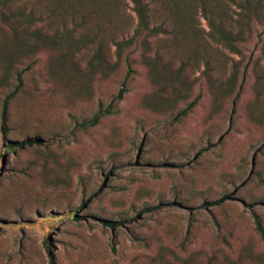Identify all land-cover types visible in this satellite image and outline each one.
<instances>
[{"label":"rangeland","instance_id":"rangeland-1","mask_svg":"<svg viewBox=\"0 0 264 264\" xmlns=\"http://www.w3.org/2000/svg\"><path fill=\"white\" fill-rule=\"evenodd\" d=\"M121 1L130 38L137 18L132 0ZM108 48L116 68L77 92L52 82L49 53L20 67L24 89L5 114L16 82L0 89V264H264V27L242 55L214 45L220 71L187 70L188 90L159 110L145 49L119 61ZM92 50L78 56L83 70ZM100 104L113 113L83 129Z\"/></svg>","mask_w":264,"mask_h":264},{"label":"trees","instance_id":"trees-1","mask_svg":"<svg viewBox=\"0 0 264 264\" xmlns=\"http://www.w3.org/2000/svg\"><path fill=\"white\" fill-rule=\"evenodd\" d=\"M132 2L137 25L133 36L128 38L127 29L132 28L122 19L121 0H0V89L16 82L5 98L4 114L10 101L23 92L25 69L20 67L27 61L31 63L26 68H31L40 53H49L52 56L49 72L52 82L77 92L83 85L90 87L97 76L109 77L116 68L110 64L109 42L116 46L119 61L127 49L139 44L145 49L143 64L152 82L160 87L158 99L152 106L156 110L166 109V106L178 103L190 87L185 76L187 70L205 66L202 74L206 77L212 71H220L219 62L210 51L214 45L242 55V46L250 39L255 27H264V0ZM201 20L206 21L208 31L201 27ZM153 39L166 43L156 42L154 50L151 46ZM87 49H93V57L83 70L78 56ZM132 74L133 70L129 68L115 101L123 100L125 86ZM234 82L233 77L226 86H231L232 90ZM215 87L222 91L217 81L212 83V88ZM85 92L88 91L83 90L77 96ZM199 99L190 102L177 116L185 117ZM112 113V105L104 107L100 104L98 112L79 125L83 129L97 126L103 117ZM10 145L16 148L22 144L12 142ZM11 149L8 147L5 153ZM227 199L224 196L206 202L202 207L217 206ZM105 223L112 228L119 225L110 220ZM257 227L264 237V229L258 221Z\"/></svg>","mask_w":264,"mask_h":264}]
</instances>
